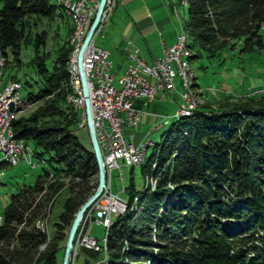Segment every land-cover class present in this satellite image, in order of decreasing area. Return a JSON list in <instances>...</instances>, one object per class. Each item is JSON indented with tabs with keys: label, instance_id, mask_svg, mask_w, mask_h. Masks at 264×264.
Masks as SVG:
<instances>
[{
	"label": "trees",
	"instance_id": "1",
	"mask_svg": "<svg viewBox=\"0 0 264 264\" xmlns=\"http://www.w3.org/2000/svg\"><path fill=\"white\" fill-rule=\"evenodd\" d=\"M184 7L187 48L196 50L190 59L222 54L237 43L238 52L264 47V0H185ZM53 16L64 14L49 0H0L2 66L19 67L22 47L30 45L26 66L33 75L21 79L30 86L27 101L38 103L28 116L11 119V131L31 145L33 162H43L31 184L9 194L2 209L0 264H57L73 213L96 184L90 144L78 141L77 112L64 101L72 91L68 36L48 68L39 50L45 30L29 32L30 17ZM213 103L174 117L139 164L142 178L151 171L155 184L135 190L130 179L124 187L127 207L106 230L104 264H264V94ZM150 178L154 183L144 176V184ZM63 187L67 195L47 239L34 221ZM82 251V264L100 254Z\"/></svg>",
	"mask_w": 264,
	"mask_h": 264
},
{
	"label": "rangeland",
	"instance_id": "2",
	"mask_svg": "<svg viewBox=\"0 0 264 264\" xmlns=\"http://www.w3.org/2000/svg\"><path fill=\"white\" fill-rule=\"evenodd\" d=\"M167 1L171 3L169 10L172 9V11H170L171 17L173 19V22L176 24L177 31L179 33L182 31L184 32L183 34H185L186 36L187 46H188L189 39L185 31L182 29V24H183L185 13H186L185 7H183L180 4L181 0H167ZM49 2L55 3L57 5L60 4V0H49ZM183 4L185 5V0H183ZM59 7L61 11L63 12V8H61L62 7L61 4L59 5ZM29 23H30V28H29L30 33H33L34 31H39L41 29L45 30L46 32L45 33V43L39 50H41V53L42 52L46 53L47 59L45 60L46 62L45 64L49 68V66L52 64L53 60L57 56L58 49L61 46L62 41L67 36H68L67 42L70 41V35L72 33V28H71L70 33H67L66 27L72 26L71 22L68 19V17L65 15L64 17L53 16V18H50V19L43 18V19H37V20L34 19L33 17H30ZM259 32L264 40V24L260 28ZM177 36L178 35H176V38ZM93 40H94V43L97 44L99 40L101 41L103 40V35L99 37V36H96L95 34ZM69 44L70 42L68 43V45ZM239 48H240V44L237 43L234 49L226 50L222 54L207 57L205 56L204 53H201L199 57H195L192 59H190V57L196 52V50L195 49L192 50L191 48H189L191 52L189 56V65L191 67L193 77H194L193 87L194 89L197 90V94H198V91L201 90V94H199L201 95L199 96L201 102L199 101L195 103V105L193 106L191 110V113L194 109L197 108L199 104L203 103L204 101L209 102L212 106H214L215 103L212 104L213 100L216 101L224 97L240 98V97H245V96H254L257 94H264V91H263L264 89V47L261 49H254L249 52H238ZM71 50H72V47L70 46V51L67 55V62H68V56ZM31 55L32 53H31L30 45H26L25 47L23 46L21 50V55H20L21 63L19 67L10 66L6 70L2 66L3 64L2 60H0V74H1L0 75V89L4 86L5 83L10 82V81H16L19 84L17 93H18L20 100L22 101L19 107H17L14 110H11L12 108L10 109L12 112L9 117L10 119H15L19 117L24 118L28 116L35 109V106L38 104V103L30 104L27 101L25 95L28 91H30V86L25 85L23 83V80L21 79V78H24L23 76H27L28 74L33 75V73L31 72V68L26 66V62L27 60L30 59ZM66 69L68 72L67 64H66ZM11 75H13L14 78L11 77ZM174 83L177 85L176 79L174 80ZM68 85L70 88L69 73H68ZM170 93H173L174 96L170 95ZM176 93L178 92L170 91L167 93L165 99H162V100H158L157 95H155V99H154L155 101H153L152 103L148 102L147 105H146L147 101L140 99L141 100L140 102H144V104L140 103L141 111H143V113H149V112L155 113L157 114L159 121H162L163 120L162 117L164 116V123H162L159 127H156L148 135V139L145 140L148 143H151V146L146 148L145 150L146 154L144 153L145 157H143L144 160L142 159V162H144L146 158L150 155V153L152 152L154 148V145L159 143L162 132L165 131L170 126V124L173 122V120L176 118L175 116H174L175 118L172 117V114H174L175 106L177 104L184 105L183 100L180 99L179 98L180 96L178 94L176 95ZM68 94L65 95L64 101L66 104H68L73 109V107L67 101ZM172 98L176 100V103H174ZM73 110L77 112V123H75L73 132L75 136L77 137L78 141L84 147L89 148L90 143H89L87 131L85 128V124L82 126H79L78 124V121H79L78 117L81 112V108L80 109L76 108ZM135 127L137 129L139 127V124H137V126ZM19 140L24 146H28L31 148V145L24 143L21 139ZM43 157L45 158V156ZM0 163H1L0 164V214H1L2 209L8 200L9 194L16 192L18 187L22 186L23 184H31L35 176L41 172V167L43 166V162L34 161L33 165L31 166L23 162L22 159L20 158L15 164V162L14 163L11 162V158L9 156H1ZM118 164H119V169H113L109 173V176H107V174L105 173V187L107 186L109 191L112 194H114L116 197L125 199L126 195L124 194V187L128 185L130 179H132V184L135 190H139L141 187L144 188L146 186H154L155 176L152 175L151 171L145 173L142 178L139 165H136L135 167L134 166L128 167V166H122L120 162ZM139 164H141V162ZM152 168H153V165L151 166V170ZM144 176H146V178L149 176L154 178L153 179L154 183L150 184L145 181V184H144V180H143ZM66 195H67L66 188L63 187L60 190H58L46 204L43 217L37 218L34 221L35 222L34 225H36L40 231L45 233V235L47 236V239H49L50 236H52L55 231L54 223L57 222V217L61 211L62 202ZM98 197L96 199H98ZM134 197L135 196H133L132 198ZM96 199L85 210L80 222L78 223V226L76 227V231H75V234L72 240V247L70 249L67 264H82L83 263V260H84L83 258L85 257L86 252L82 251V248L90 249L92 251L99 250L100 252L99 256L97 258L91 259V261L88 264H104V261H105V256H104L105 243L104 242H105V235H106L107 228L98 224L96 221L92 220L91 217L88 220L84 221L85 214L90 209V207L92 208ZM135 204H136V201L134 203L131 202V205H133L132 207L136 208ZM0 221H1V217H0ZM67 230H66V233H67ZM85 237L94 238L95 244L97 245L98 248L97 249H93V247L87 248L83 243H81L82 238H85ZM62 250H63V247L59 251L56 252L55 260L57 264H60Z\"/></svg>",
	"mask_w": 264,
	"mask_h": 264
},
{
	"label": "built area",
	"instance_id": "3",
	"mask_svg": "<svg viewBox=\"0 0 264 264\" xmlns=\"http://www.w3.org/2000/svg\"><path fill=\"white\" fill-rule=\"evenodd\" d=\"M114 4L115 0H105L99 20L100 24L108 18ZM68 5L76 8L79 14L78 38L74 39L77 40V48L73 55V72L80 89L75 66V55L87 30L89 21L94 14L96 3L90 0H68ZM100 24L95 29L83 52L82 69L88 91L94 135L105 173L109 176V173L113 169H119V162L122 166L130 167L134 166L135 161H137V148L143 140L136 144L128 142L124 139L121 129L122 124L133 128L139 122L142 111L132 105L133 99L150 101L158 93L177 91L184 105L177 104L172 116H177L180 112L191 111L194 104L193 101H187L186 96L181 92L182 76L192 74V71L186 67L178 66L179 55L177 54L176 35L170 45H162L160 55L150 63H145L137 55L136 47L127 51V64L122 74L113 78L110 72L111 62L108 58L107 50L95 44L93 40ZM129 44L130 42L127 41L124 49H128ZM175 79L177 80V85L174 83ZM11 84L14 83L7 82L0 89V156L13 158L16 164L19 160V141H13L11 131H2V102L11 103V110L19 106L13 104L9 99H2V92L5 86ZM79 115V126H82L85 124L83 99ZM157 125L158 123H155L153 126L157 127ZM26 164L33 165V163ZM121 202L122 198L116 197L106 186L94 202L92 208L90 207L85 214L84 221L90 217L100 225L105 221H110L113 214L120 208ZM81 243L87 248H98L95 244V239L92 237L82 238Z\"/></svg>",
	"mask_w": 264,
	"mask_h": 264
},
{
	"label": "crops",
	"instance_id": "4",
	"mask_svg": "<svg viewBox=\"0 0 264 264\" xmlns=\"http://www.w3.org/2000/svg\"><path fill=\"white\" fill-rule=\"evenodd\" d=\"M90 1L97 2V0ZM170 4L167 0H115L112 12L100 24L96 33L99 37L103 35V40H99L97 45L108 52L113 78L122 74L127 64V51L136 47L137 55L145 63H150L160 55L162 45L168 46L173 42L179 32L171 17ZM180 4L185 6L183 0ZM127 41L130 42L129 47L124 49ZM166 95L167 93H158L157 99H165ZM170 95L174 96L173 93ZM154 99L155 97L147 101L146 105L155 101ZM172 100L176 103L175 99ZM140 101L133 99L132 105L141 110L140 103L144 104V102ZM162 119L159 121L157 114L142 111L137 129L135 127L137 124L133 128L125 124L121 125L124 139L133 144L143 139L142 143L146 142L148 135L156 128L153 125L158 123L157 127H159L164 123V116Z\"/></svg>",
	"mask_w": 264,
	"mask_h": 264
},
{
	"label": "bare ground",
	"instance_id": "5",
	"mask_svg": "<svg viewBox=\"0 0 264 264\" xmlns=\"http://www.w3.org/2000/svg\"><path fill=\"white\" fill-rule=\"evenodd\" d=\"M60 4L62 6L61 8H63L64 14L68 17V19L70 20L71 25H72V33L70 35V41H69L71 44L70 46H72V50L70 52V55L68 56V72L70 75V86H71L72 91L70 94L67 95V101L71 104V106L74 109H76V108L80 109L81 108V101L83 98H82L81 90L79 89V87L76 83V79H75L74 72H73V68H74V56L73 55H74V52L76 51V48H77V40H74V39L78 38L79 14H78V11L76 8L70 7L68 5V0H60ZM183 33L184 32L182 31L179 34H177L178 36L176 38V40H177V54L179 55L178 66L186 67L188 70L192 71L191 67L189 65V61H188L190 52L187 48L186 36ZM10 83H14V84L5 86V88L2 92V99H9L13 104L20 105V103L22 101L20 100L18 93H17V89L19 87V84L16 81H10ZM193 83H194L193 73L188 74L187 76H182L181 92H182V94H184L186 96L187 101H193V104L195 105L196 102L200 101L199 96H201V95H199V94H201V90H199L198 94H197V90L194 89ZM19 91H20V89H19ZM8 103L9 102H2V112H3L2 113V121H3L2 122V131L3 132H10L11 131V127H10L11 119L9 117H10V114L12 112H11V110H8V107H7ZM190 113H191V111L180 112L175 117L178 118L182 115H189ZM172 117H174V116H172ZM11 134H12V131H11ZM12 136H13V134H12ZM13 141H19L18 158L19 159L21 158L22 161H24L26 163H32V157H33V153L31 150L32 148H30L28 146H24L20 142V140L16 139L15 137H13ZM142 142L140 143V146H138V148H137V161H135L134 167L136 165H139V163L142 162V159L144 160L143 157H145L144 156L145 150L147 147L151 146V143H148L147 141L144 143H142ZM11 162L14 163L15 160L13 158H11ZM148 181L150 183H152L151 178L148 179ZM135 200H136V198H134V201ZM126 207L127 206L125 203V199H122L120 208L118 209V211L115 214H113L110 221H105L101 225L104 226L105 228H108V226L111 224V220L113 219V217L118 215V214H121L125 210Z\"/></svg>",
	"mask_w": 264,
	"mask_h": 264
},
{
	"label": "water",
	"instance_id": "6",
	"mask_svg": "<svg viewBox=\"0 0 264 264\" xmlns=\"http://www.w3.org/2000/svg\"><path fill=\"white\" fill-rule=\"evenodd\" d=\"M104 3H105V0H97L93 17L87 27V30L83 36L82 42L79 45V48L75 56V66H76V71H77L80 89H81L82 98H83V112H84L85 128L87 131L91 151L94 155V159L96 163V184L92 192L82 201V203L78 206V208L73 213V216L69 223L66 237L64 240L60 264H67L70 249L72 247V240H73V237L76 231V227L78 226V223L80 222L85 210L99 196V194L105 187V170L103 167L101 154L98 148V144H97V141L94 135V130H93L92 123H91L88 91H87V86H86V81H85V75L82 69L83 52L94 30L99 24V20H100V16H101ZM7 107H8V110H10L11 103H8Z\"/></svg>",
	"mask_w": 264,
	"mask_h": 264
}]
</instances>
